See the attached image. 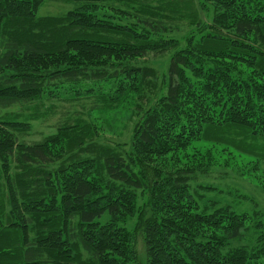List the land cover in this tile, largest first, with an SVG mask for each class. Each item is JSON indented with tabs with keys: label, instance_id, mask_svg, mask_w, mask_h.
I'll list each match as a JSON object with an SVG mask.
<instances>
[{
	"label": "trees",
	"instance_id": "trees-1",
	"mask_svg": "<svg viewBox=\"0 0 264 264\" xmlns=\"http://www.w3.org/2000/svg\"><path fill=\"white\" fill-rule=\"evenodd\" d=\"M44 1L0 0V264H139L134 232L141 264L264 258L261 223L253 246H231L247 216L201 208L190 168L153 165L204 141L264 159V0H49L71 8L38 16ZM167 52L161 82L130 64ZM88 82L108 89L101 109L133 106L128 151L91 142L82 116L25 139L44 97Z\"/></svg>",
	"mask_w": 264,
	"mask_h": 264
},
{
	"label": "rangeland",
	"instance_id": "rangeland-1",
	"mask_svg": "<svg viewBox=\"0 0 264 264\" xmlns=\"http://www.w3.org/2000/svg\"><path fill=\"white\" fill-rule=\"evenodd\" d=\"M204 6L208 7L209 12L206 14L205 11H201L199 15L204 19L206 16L210 18L212 6L209 3ZM70 8L71 4L45 0L37 15L58 16ZM191 28L193 27L189 25L181 27L171 31L169 36L179 38L188 35ZM169 56L170 52L148 55L134 59L130 64L153 68L158 75V82H161L165 78ZM64 86L65 88L56 89V97L51 98L48 95L37 105L41 117L31 121L32 128L25 139L39 140L44 135L54 132L55 127L66 121V118L71 122L76 116H82L86 124L91 127V142L111 146L123 153L128 151L131 133L137 119L136 112L132 110L133 106L109 111L101 109L97 95L101 91L108 90L104 82H88L74 91L69 89L70 85L64 84ZM77 90L79 96L76 95ZM31 106L14 107L10 110L30 116L34 111ZM257 144L261 145L260 147L264 146V139H259ZM254 152L248 153L210 141L193 142L184 151L156 159L153 165L168 171L176 167L190 168L192 171L190 189L201 208L212 211L217 207L228 206L236 213H244L247 216V229L243 231L240 239L230 245L250 247L256 243L259 229L255 227L256 224L261 223L264 229V159L261 158V151L254 150ZM149 169L151 170L152 167ZM143 200V196L139 197L138 203L141 204ZM105 219L106 216L102 221ZM135 221L136 216L129 218L125 227L135 229ZM132 243L140 258L136 263L141 264L143 244L139 232H134ZM254 264H264V258H259Z\"/></svg>",
	"mask_w": 264,
	"mask_h": 264
}]
</instances>
